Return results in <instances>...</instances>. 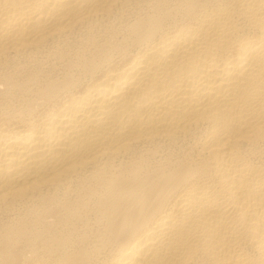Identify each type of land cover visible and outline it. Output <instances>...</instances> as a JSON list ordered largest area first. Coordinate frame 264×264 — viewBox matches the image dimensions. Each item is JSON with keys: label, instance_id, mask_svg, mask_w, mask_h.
Wrapping results in <instances>:
<instances>
[{"label": "bare ground", "instance_id": "bare-ground-1", "mask_svg": "<svg viewBox=\"0 0 264 264\" xmlns=\"http://www.w3.org/2000/svg\"><path fill=\"white\" fill-rule=\"evenodd\" d=\"M0 264H264V0H0Z\"/></svg>", "mask_w": 264, "mask_h": 264}]
</instances>
